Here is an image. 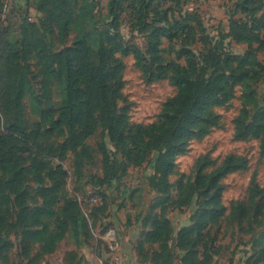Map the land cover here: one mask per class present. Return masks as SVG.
Here are the masks:
<instances>
[{
    "label": "rangeland",
    "instance_id": "rangeland-1",
    "mask_svg": "<svg viewBox=\"0 0 264 264\" xmlns=\"http://www.w3.org/2000/svg\"><path fill=\"white\" fill-rule=\"evenodd\" d=\"M68 2L73 25L59 28L37 2L0 0V74H8L7 52L23 54L16 91H8L9 103L0 101V122L21 132L24 195L12 194L13 170H0V264H82L87 255L93 264H264V155L260 139L245 133L262 122L252 118L264 109V53L256 41L249 46L230 34L244 37L248 30L233 24L258 18L264 0L247 14L237 0ZM176 24L173 39L157 29ZM252 32L264 41L258 23ZM40 42L55 61L53 76L45 74ZM99 47L108 53L106 102L115 138L101 119L105 103L81 96ZM248 53L245 65L224 59ZM214 56L217 70L234 80L176 139L169 172L158 175L179 72L194 64L195 74L207 76ZM68 94L71 125L63 117ZM244 109L249 116L240 128ZM10 158L0 155V162ZM225 165L237 169L219 173ZM53 188L52 213L41 215L42 196ZM212 210L222 217L202 218ZM188 228L195 234L178 247L177 235Z\"/></svg>",
    "mask_w": 264,
    "mask_h": 264
},
{
    "label": "trees",
    "instance_id": "trees-1",
    "mask_svg": "<svg viewBox=\"0 0 264 264\" xmlns=\"http://www.w3.org/2000/svg\"><path fill=\"white\" fill-rule=\"evenodd\" d=\"M32 1V2H31ZM139 3H142L146 0H138ZM149 2L152 0H148ZM242 1V3L240 2ZM34 2V3H33ZM38 3V8L41 11H44L48 9V11H51V13L54 15V22L57 24L59 28L61 27H67L69 25H73L71 21H69L72 11L69 10V2L68 0H25L26 6H33V4ZM238 2V9L240 8L241 13L247 14V9L249 6L255 5L256 3L260 2L261 0H237ZM33 3V4H32ZM74 5H77L75 2H73ZM262 4V3H261ZM84 8V7H83ZM262 13L259 15L258 18H251L247 19H240L236 21L233 25L235 26L236 30H245L247 31V34L244 35V37H241L240 34H237V32L233 29L231 31V36L235 40H238L239 42H245L250 46V43L253 41H256V44L258 45L257 52L264 53V41L257 40L255 35L253 34L252 30L256 27V24H259V29L264 28V5L262 9ZM79 16V14H78ZM91 19V18H90ZM39 24H42V19H39ZM251 22V23H250ZM65 25V26H63ZM179 27V24H176V26H169V27H161L157 28L159 31L165 33V37L167 39H173L177 35H170L172 32H177V28ZM77 32V30H76ZM169 34V35H168ZM80 36V34H79ZM80 45L84 46V36L81 37ZM21 42H24V38L22 35L20 36ZM35 42V41H33ZM79 43L75 46H79ZM9 46V45H7ZM23 46V45H22ZM100 46V44H98ZM9 47H6L7 49ZM39 49L40 53L43 55V68L45 71V74L47 76H53L55 75V71L53 70L52 65L55 63V61H50L49 56H47V47L39 43ZM100 52L97 54L98 57V65L97 66H90L85 74L84 77L87 80V92L81 93V96H84L88 99L89 103L95 102V101H103L105 104L104 108L101 110V119L104 123V126L107 128L110 132V135L112 138H115L116 130L114 125V118H112V114L110 112V109L107 108L108 104L106 102V93H107V83L108 80L111 78V74H107L109 71L107 69V50L105 48L99 47ZM70 51V50H69ZM120 51V48L113 49L111 52ZM251 53V52H249ZM246 54L242 58L237 57H231L230 55L225 56V62L228 64V62H238L240 65H245L247 58H251V54ZM124 55L127 54V52L122 53ZM4 57L5 65L8 66V74H5V77H3L2 74H0V101L2 104L5 102L9 103V100L7 96H9L8 91L11 93H15L16 91V84L18 82V79L20 77L21 69H20V61L23 57L22 52H7L6 56ZM221 63L220 59L218 57L214 56V69L212 72H210L209 75L203 76L200 74H195V65L194 64H188V66L184 69H181L178 76V78L175 81V85L178 89V97L173 104V106L169 110V114L166 116L167 119V129L165 137L167 140L165 141L163 147L160 149V155L156 162V174H160L161 176L165 177L170 169L172 159L177 153V148L175 141L176 139H182L187 135V130L192 125H194L198 118L203 114L204 109L209 105V103L212 101L214 96L217 94L224 92L225 88L228 86L229 81H233L234 77L229 78L224 71H218L217 66ZM251 65H254L255 63L250 62ZM239 65V66H240ZM257 67H260V65L257 63L255 64ZM1 73V72H0ZM66 84L71 88L72 84L69 80H66ZM12 91V92H11ZM73 93V92H72ZM70 101L71 96L68 94V102H67V108L64 109V115L63 117L66 118V121L68 125H71L72 123V117L70 115L69 109H70ZM4 102V103H3ZM16 107H18L19 101L15 100ZM7 109V108H6ZM3 110V108H2ZM1 111V108H0ZM249 113L246 109L242 111L239 126L242 128L245 126V123L248 120ZM259 117L262 121L260 124L254 123V121L249 124L246 128L245 133L252 132L254 135H256L260 139V145L259 150L260 154L264 155V109L260 112L258 111L252 120ZM0 122V155H2L4 158H7L10 161L0 162V170L1 171H8L13 170V182L14 185L11 188L12 194L16 196V199L23 200L24 195L22 193V187H21V178H22V169H18L19 161H20V135L21 132L19 130V126L16 123H7L2 121ZM110 122H113V124H110ZM93 134L92 130L88 131L87 136H91ZM122 136H119V140H121ZM237 168H234L231 166L225 165L219 170V173L225 174L231 170H234ZM56 189L53 188L52 190L45 191V196H42V206L38 211L39 214L45 215V213H52V209L50 208L51 205H53L52 199H56ZM53 196V197H52ZM234 211L230 213V216H232ZM202 218L208 219L209 222H213L218 220L222 217L223 212L218 210H212L210 212L208 211H202ZM243 214V209H241V215L239 216V222L241 221V216ZM228 218V217H226ZM195 234V231L193 228L184 229L180 232V234L177 235V244L178 247H186L190 242V236ZM159 237V236H158ZM159 239V238H157ZM158 242L159 240H155ZM253 264H257V262H254Z\"/></svg>",
    "mask_w": 264,
    "mask_h": 264
},
{
    "label": "crops",
    "instance_id": "crops-1",
    "mask_svg": "<svg viewBox=\"0 0 264 264\" xmlns=\"http://www.w3.org/2000/svg\"><path fill=\"white\" fill-rule=\"evenodd\" d=\"M25 2V0H21V2ZM26 4V3H25ZM93 257V256H92ZM92 257L91 256H89V255H87L86 256V260L85 259H83V261H82V264H93V262H92Z\"/></svg>",
    "mask_w": 264,
    "mask_h": 264
}]
</instances>
